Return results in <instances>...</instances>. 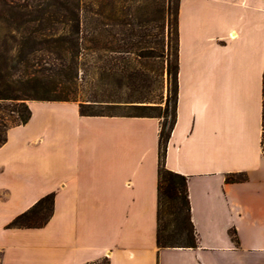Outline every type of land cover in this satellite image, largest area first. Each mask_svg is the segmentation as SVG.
<instances>
[{
    "label": "crops",
    "instance_id": "crops-1",
    "mask_svg": "<svg viewBox=\"0 0 264 264\" xmlns=\"http://www.w3.org/2000/svg\"><path fill=\"white\" fill-rule=\"evenodd\" d=\"M177 27L165 165L187 177L197 246L156 242L158 117L30 100L0 146V264H264V0H178ZM51 192L46 225L7 227Z\"/></svg>",
    "mask_w": 264,
    "mask_h": 264
},
{
    "label": "rangeland",
    "instance_id": "rangeland-1",
    "mask_svg": "<svg viewBox=\"0 0 264 264\" xmlns=\"http://www.w3.org/2000/svg\"><path fill=\"white\" fill-rule=\"evenodd\" d=\"M14 4L29 10L66 9L78 17L71 54L76 77L69 90L56 89L52 96L79 100L87 111L104 114H156L158 110L142 106L160 105L170 124L175 85L167 68L172 72L175 63L178 0H14ZM55 27L60 31L62 26ZM36 57L39 75L57 78L55 55Z\"/></svg>",
    "mask_w": 264,
    "mask_h": 264
},
{
    "label": "trees",
    "instance_id": "trees-1",
    "mask_svg": "<svg viewBox=\"0 0 264 264\" xmlns=\"http://www.w3.org/2000/svg\"><path fill=\"white\" fill-rule=\"evenodd\" d=\"M178 6V4H177ZM0 146L7 140L11 126L25 124L31 117L30 100L76 101L67 97L52 96L56 89L69 90L76 77L75 62L71 58L75 36L79 32V20L70 10H29L25 5H15L14 0H0ZM62 26L57 31L55 26ZM10 41V43H9ZM12 52L11 55L9 53ZM55 55L57 78L39 75L35 68L37 54ZM174 80L173 118L167 126L160 105L142 106L158 110L156 114H127L130 116H152L160 119L158 209L156 242L159 247H196L197 237L191 220L187 177L166 168V151L176 122L178 98V27L176 12V46L173 71L167 68ZM169 99L166 100L167 109ZM164 109V111H165ZM81 115H115L89 112L85 104L79 103ZM227 182L247 180L244 173L226 176ZM55 193L38 199L32 206L16 215L8 228H40L47 224L54 212ZM231 236L237 241L233 231ZM106 264V263H103Z\"/></svg>",
    "mask_w": 264,
    "mask_h": 264
}]
</instances>
